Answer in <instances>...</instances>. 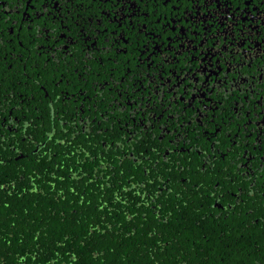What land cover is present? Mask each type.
Instances as JSON below:
<instances>
[{"label": "flooded vegetation", "instance_id": "obj_1", "mask_svg": "<svg viewBox=\"0 0 264 264\" xmlns=\"http://www.w3.org/2000/svg\"><path fill=\"white\" fill-rule=\"evenodd\" d=\"M0 264H264V0H0Z\"/></svg>", "mask_w": 264, "mask_h": 264}, {"label": "trees", "instance_id": "obj_2", "mask_svg": "<svg viewBox=\"0 0 264 264\" xmlns=\"http://www.w3.org/2000/svg\"><path fill=\"white\" fill-rule=\"evenodd\" d=\"M170 202H172V201H170ZM172 221L175 223V221L172 219ZM165 224L166 223H164V229H166V230H168V231H172V229H173V223H167V226H165ZM174 245V243H170L168 246H166V244H165V246H164V249L165 250H175L172 246ZM88 259L91 261L92 260V262H93V257H91V255H89L88 256ZM42 261V260H44V259H37L36 261H37V263H38V261ZM59 263V262H58Z\"/></svg>", "mask_w": 264, "mask_h": 264}]
</instances>
